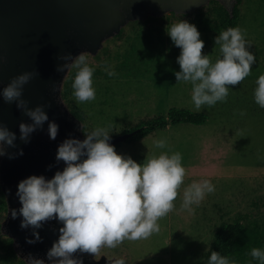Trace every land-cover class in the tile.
<instances>
[{
	"label": "rangeland",
	"instance_id": "1",
	"mask_svg": "<svg viewBox=\"0 0 264 264\" xmlns=\"http://www.w3.org/2000/svg\"><path fill=\"white\" fill-rule=\"evenodd\" d=\"M240 7L239 28L250 45L248 50L256 58L251 74L229 88L225 101L212 107L202 106L199 111L208 115L203 125L171 124L134 144L120 142L115 150L123 156L127 152L138 153L137 157L128 156L137 163L143 162L142 151L146 149L148 155L180 152L186 176L174 202L175 209L159 220V233L144 240H125L114 249L103 248L95 257L102 254L116 257L125 264H203L221 222L239 218L245 224L264 228V108L254 100L256 80L264 74V0H241ZM180 20L197 28L204 42L203 54L215 60L220 55L214 42L219 34L218 24L210 7L204 5L186 13L169 11L156 18L131 20L122 27L120 35L105 39L96 54L87 52L88 64L94 69L96 98L93 101H76L72 83L77 70L68 69L63 80L70 99L66 106L82 117L88 133L96 127H106L111 137L125 133V128L143 119L165 114L170 107L196 110L191 89L187 90L191 84L176 81L180 49L166 32L168 26ZM154 66L169 67L172 76L165 82L158 81L160 73L147 71ZM106 68L114 70L116 75L109 76ZM241 112L245 114L241 116ZM158 139L167 140L165 149L155 148L153 141ZM204 143L210 148L199 151ZM204 179L210 180L215 191L207 193L199 205L191 206L194 214L182 209L184 188ZM220 211L232 215L219 216ZM199 214L216 216L212 215L211 225L199 220ZM5 216L6 212L1 211L0 264H9L3 242L7 237L2 229ZM203 229L206 231L201 232ZM260 249L264 250V244ZM16 251L18 258L29 264L30 257L20 248ZM250 253L236 264H260Z\"/></svg>",
	"mask_w": 264,
	"mask_h": 264
},
{
	"label": "clouds",
	"instance_id": "2",
	"mask_svg": "<svg viewBox=\"0 0 264 264\" xmlns=\"http://www.w3.org/2000/svg\"><path fill=\"white\" fill-rule=\"evenodd\" d=\"M166 32L180 49L177 58L180 71L175 73L176 81L191 84V101L197 111L204 105L212 107L225 101L229 88L239 85L251 74L256 58L248 50L250 45L239 27H229L216 36L214 42L220 55L215 60L203 54L204 42L193 24L180 20L168 26ZM58 59L65 63L58 65L57 71L70 67L77 70L72 83L76 101L95 100L94 69L88 64L87 52L75 57L66 53ZM106 71L109 76L116 75L110 68ZM35 74L24 72L0 89L4 102H14L17 109L32 120L31 124H19V138L25 143L29 142L32 132L48 121L43 110L47 105L29 108L28 101L22 98L23 86ZM256 85L255 103L264 108V74L258 77ZM109 133L106 127H96L85 133L83 140L65 139L56 152V160L65 164L62 171H56L51 179L32 175L18 183L16 195L21 204L19 214L23 217L21 228L38 229L53 219L63 225L59 228L58 240L47 252L52 264H82L80 259L73 258L77 252L96 256L101 249H114L125 240L148 239L159 233V220L175 209L174 202L186 176L181 153H151L142 163H137L115 151L108 142ZM57 134L58 125L49 122L50 139L54 140ZM15 140V133L0 120V157L8 155L11 159L23 155L22 150L15 154L6 152V146L17 147ZM153 143L157 149L167 147L166 139ZM214 191L208 179L193 181L183 190L181 208L194 214L191 206L199 205L207 193ZM11 214L15 219L16 210ZM33 236L40 239L37 232H33ZM250 254L264 264V250L252 248ZM29 264H44V261L29 258ZM112 264H125V261L115 259ZM207 264H236V261L212 251Z\"/></svg>",
	"mask_w": 264,
	"mask_h": 264
},
{
	"label": "water",
	"instance_id": "3",
	"mask_svg": "<svg viewBox=\"0 0 264 264\" xmlns=\"http://www.w3.org/2000/svg\"><path fill=\"white\" fill-rule=\"evenodd\" d=\"M210 0H0V89L24 72L36 73L23 86L22 98L29 108L47 105L43 110L48 121L30 134L29 142L20 140L19 124H31L32 120L17 109L15 103H6L0 97V120L15 133L16 148L6 146V152L23 155L0 157V187L5 195L7 211L2 223L4 233L11 237L15 248L33 259L52 264L47 252L58 240L62 223L53 219L38 229L21 228L23 217L16 195L18 183L29 176L51 179L56 171L65 167L56 160L58 146L65 139L83 140L82 122L65 105L61 96L63 80L68 72L57 71L65 63L58 59L66 53L73 57L80 52L96 54L103 41L117 34L131 20L159 16L166 12L186 13L207 5ZM230 10L232 0H219ZM230 2V5L226 4ZM70 63V61H68ZM58 125L56 138L50 139L48 123ZM133 132L111 136L109 143L125 141ZM16 210V218H12ZM33 232L39 234L36 240ZM32 240L33 243L28 241ZM73 258L82 264H112L116 257L101 255L99 258L77 252Z\"/></svg>",
	"mask_w": 264,
	"mask_h": 264
},
{
	"label": "trees",
	"instance_id": "4",
	"mask_svg": "<svg viewBox=\"0 0 264 264\" xmlns=\"http://www.w3.org/2000/svg\"><path fill=\"white\" fill-rule=\"evenodd\" d=\"M240 4L241 0H234V4L230 10L219 0L209 1L207 5L217 19L219 32L227 30L229 27H239V18L241 14ZM159 16L149 15L147 18H156ZM122 32L123 28H121L116 35H120ZM65 83L66 82L63 83L61 96L65 105L69 106L70 99L68 98L67 84L65 85ZM72 113L82 121L81 116L77 115L74 111H72ZM207 119L208 115L205 112L192 110L190 108L170 107L165 114H158L157 116L143 119L134 126L125 128L123 132L132 131L133 134L125 139V141L135 142L148 134L171 124L179 122L201 124ZM82 132L85 138V133H88L85 125H82ZM119 144L120 143L113 145L115 150ZM1 211H7V202L0 187V212ZM3 242L6 249V259L9 264H28L25 260L18 258L11 237L7 236ZM263 244L264 228L261 229L257 225H248L240 220H233L230 222L223 221L215 232L212 244L204 255L203 264H207L212 251L218 252L222 256H227L230 259H234L237 262L241 261V258L250 253L252 248H260Z\"/></svg>",
	"mask_w": 264,
	"mask_h": 264
},
{
	"label": "crops",
	"instance_id": "5",
	"mask_svg": "<svg viewBox=\"0 0 264 264\" xmlns=\"http://www.w3.org/2000/svg\"><path fill=\"white\" fill-rule=\"evenodd\" d=\"M206 55V54H205ZM148 72H157V73H160L159 75H157V78H158V81H163V82H165V81H167L168 79H169V77H171L172 76V72H171V69H169V67H166V66H154V67H150L148 70H147ZM180 71V67L178 66L177 67V72H179ZM181 82H183V81H181ZM184 84L186 83V82H183ZM192 87V86H191ZM191 87H188L187 86V90L188 89H191ZM196 125H198V126H201V125H203V123H201V124H196ZM151 134V133H150ZM149 135V134H148ZM147 135V136H148ZM146 137V136H145ZM144 138V137H143ZM143 138H141L140 140H142ZM140 140H137V141H135V142H128V143H136V142H138V141H140ZM118 148V147H117ZM208 148H210V146H208V145H206L205 143L203 144V147L201 148V149H199V151H206V150H208ZM131 154V152H127L125 155L128 157V156H133V157H137V156H139V154L138 153H136V154H132V155H130ZM148 154H147V149L146 150H143L142 151V157H145V156H147ZM263 193H264V189H263ZM261 197H263V194H262V196ZM253 198H256V201H257V197H253ZM247 201H248V198L246 199V201H245V203H244V205H246V203H247ZM244 207V206H243ZM239 209H241V208H239ZM212 215H214V214H212ZM212 215H210V214H199V217H198V219L199 220H204V222H206V223H208V224H211L212 225V223L210 222V220H212L211 219V217H212ZM225 215H227V216H230V215H232V212H229V213H223V212H221L220 211V215L219 216H225ZM238 215V214H237ZM214 216H216V215H214ZM236 220H240L241 222H243L241 219H239V218H236ZM221 224V223H220ZM210 228V227H209ZM213 228V227H212ZM206 231V229H203V231H201V232H205ZM217 230H215V232H216ZM215 232H214V235H215Z\"/></svg>",
	"mask_w": 264,
	"mask_h": 264
},
{
	"label": "flooded vegetation",
	"instance_id": "6",
	"mask_svg": "<svg viewBox=\"0 0 264 264\" xmlns=\"http://www.w3.org/2000/svg\"><path fill=\"white\" fill-rule=\"evenodd\" d=\"M96 258H99V257H96Z\"/></svg>",
	"mask_w": 264,
	"mask_h": 264
}]
</instances>
